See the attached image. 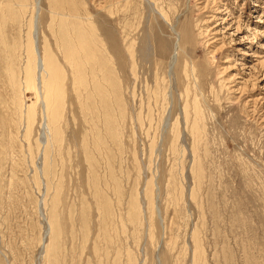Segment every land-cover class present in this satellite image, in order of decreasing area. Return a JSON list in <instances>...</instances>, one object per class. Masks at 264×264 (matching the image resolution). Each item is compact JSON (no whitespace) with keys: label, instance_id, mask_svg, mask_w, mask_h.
Returning a JSON list of instances; mask_svg holds the SVG:
<instances>
[{"label":"rangeland","instance_id":"1","mask_svg":"<svg viewBox=\"0 0 264 264\" xmlns=\"http://www.w3.org/2000/svg\"><path fill=\"white\" fill-rule=\"evenodd\" d=\"M76 1L79 89L49 0H0V264H264V0ZM32 22L64 68L51 125Z\"/></svg>","mask_w":264,"mask_h":264},{"label":"bare ground","instance_id":"2","mask_svg":"<svg viewBox=\"0 0 264 264\" xmlns=\"http://www.w3.org/2000/svg\"><path fill=\"white\" fill-rule=\"evenodd\" d=\"M49 2H50L49 4L51 5L49 7L50 8L49 16H51L50 17L51 20H49L51 22V26H49V29L52 31L53 37L55 38L54 44L56 45V49L61 52L63 59L66 61V63L69 65L70 69L72 70L71 75H73L75 89H79V87L81 86L84 88L86 85L84 84V73L86 71V68H88V65H91L93 63H97L100 61L99 59L100 57L98 58L92 49L93 46L98 44V40L95 38V30H94L95 28L93 24L94 22L92 23L91 18H90L91 22L90 21L84 22L85 20H82L83 15L81 17V14H82L81 5H80L81 3L78 4V1L76 0H49ZM82 5H84L83 2H82ZM15 15L17 17V14ZM15 15L13 14V16ZM30 16H33V15H30ZM31 27H32V29L30 28L31 31L28 28V31H30L29 34L31 37L29 35L28 36L31 39L29 41V47H28L29 56H28V61H27L25 72H26L27 79L29 81L32 80L31 82L35 86L37 97L39 98L38 101L41 104V109L44 113L45 118L46 116H48L50 125H51L54 122V120L57 118V112L59 108L63 107L62 105L63 104L62 80L64 79V70H63L64 68L62 67L63 63L62 64L58 63V60L56 57L57 54L55 55L52 52L54 51V49H50L51 47L46 44L48 40H46L45 44H43L42 46L43 50H41L42 53L40 55V53L35 47L36 24H33L32 22ZM99 36L101 37V35ZM99 50L101 49L99 48ZM64 60H62V62ZM97 92H98L97 89L94 87L93 93H97ZM100 92L102 93V91ZM108 93L109 92H107L106 94ZM42 126H43V130L49 131V125L47 126V123L43 122ZM52 248H53V245H52Z\"/></svg>","mask_w":264,"mask_h":264}]
</instances>
